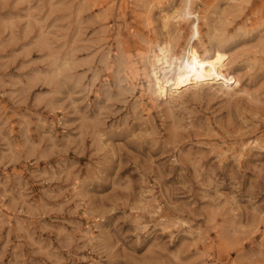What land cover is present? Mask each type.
<instances>
[{
	"label": "rangeland",
	"instance_id": "obj_1",
	"mask_svg": "<svg viewBox=\"0 0 264 264\" xmlns=\"http://www.w3.org/2000/svg\"><path fill=\"white\" fill-rule=\"evenodd\" d=\"M169 2L184 0H0V264H91L108 233L203 264L222 255L204 238L229 216L247 227L240 193L264 165V0H193L240 86L165 102L142 53L185 45L190 21L163 24ZM97 156L106 178L131 182L115 211Z\"/></svg>",
	"mask_w": 264,
	"mask_h": 264
},
{
	"label": "clouds",
	"instance_id": "obj_2",
	"mask_svg": "<svg viewBox=\"0 0 264 264\" xmlns=\"http://www.w3.org/2000/svg\"><path fill=\"white\" fill-rule=\"evenodd\" d=\"M102 159L97 156L89 164V170L96 179L103 183L111 182L113 184L111 192L106 195L113 197L111 210L115 211L117 206L122 203L120 197L131 193V182L116 183L106 178ZM108 163H112V161H108ZM240 195L248 200L246 205H240L237 208L241 215L245 211L247 212L249 218L247 227L241 229L238 223L229 216L225 221L224 229L217 232L216 238H204L206 246L214 244L216 239L220 240L219 247L222 255L210 261H204L203 264H264V165L260 167L259 174L254 176L247 192L240 193ZM236 203V198L233 197L234 207ZM141 230L138 228L137 232ZM137 238L139 239V237ZM245 239L250 241L252 247H244ZM90 242L94 243V251H97L99 255V259L92 261L91 264H190L182 259L178 252L165 255L162 250L149 248L141 254L137 251L136 241H133L131 237L125 239L117 233H108L105 237L98 240L93 238V241ZM67 264H79V262L69 259Z\"/></svg>",
	"mask_w": 264,
	"mask_h": 264
},
{
	"label": "snow or ice",
	"instance_id": "obj_3",
	"mask_svg": "<svg viewBox=\"0 0 264 264\" xmlns=\"http://www.w3.org/2000/svg\"><path fill=\"white\" fill-rule=\"evenodd\" d=\"M174 8L176 9L175 12L172 11ZM160 9L161 11L167 9L164 21L166 27L170 20L174 19L179 24L181 21H190L194 15L192 0H185L180 8H176V5L171 2L162 3ZM195 29L193 36L190 37L189 42L184 45L182 50L175 49L171 40L164 42L163 46L160 42L150 46L145 64L151 62L152 67L150 71L146 67L145 73L150 82L152 77L156 78L155 87L159 90L157 94L166 95L168 89L175 90L186 83L189 87L193 84L199 87L211 81H223L224 86L229 90L232 89L233 85L240 86V80L234 74L229 75L224 72L227 65L226 55L220 51L214 52V58L212 54L201 55L200 50L194 46V41L200 36L198 24ZM256 62H264V53L258 52ZM248 70L249 72L253 71L251 64ZM165 230L167 231L168 228Z\"/></svg>",
	"mask_w": 264,
	"mask_h": 264
},
{
	"label": "bare ground",
	"instance_id": "obj_4",
	"mask_svg": "<svg viewBox=\"0 0 264 264\" xmlns=\"http://www.w3.org/2000/svg\"><path fill=\"white\" fill-rule=\"evenodd\" d=\"M250 0H239V4L238 5H242L243 3H248ZM185 3V0H184V2H183V4ZM192 3H193V0H192ZM176 10V9H175ZM175 10H173V12H175ZM194 10V9H193ZM165 12H167V11H165ZM165 12L162 14V20H163V24L165 25V23H164V21H165ZM197 17H198V20H197ZM187 21H189V20H185V21H181V22H187ZM180 22V23H181ZM175 23L177 24V25H179L177 22H176V20H175ZM198 24V28H199V33H200V36H199V38L198 39H196L195 41H194V46L196 47V48H198L199 50H200V52H201V55H204V54H212L213 55V58H214V52L215 51H220L222 54H224V55H226L227 56V65H226V67L224 68V72L225 73H227L228 74V61H229V57H228V52H226L225 50H224V48L222 47V45H220L219 43H211L209 46H207L203 41H202V39H201V23H200V17H199V15L197 14V12H195L194 11V15H193V17H192V19L190 20V28H189V32H188V37H187V39H186V43L185 44H187L188 42H189V39H190V37H192L193 36V34H194V32H195V26ZM169 40H166V41H164V42H168ZM164 42H162L161 43V46H163V43ZM151 42H147V49H145L144 51H143V57H144V60H147L148 59V52H149V49H150V46H151V44H150ZM155 45V44H154ZM184 47V46H183ZM183 47L181 48V50L183 49ZM157 51H159V49H157ZM147 66H149V71H150V69H151V67H152V65H151V62H148L147 63ZM155 77H152V82H150V84H149V86H151V89H150V91L155 95V98L156 99H160V100H162V99H164V101L166 102L167 100H169V99H171V98H173L174 96H179L180 95V92H181V90H182V88H184V87H189L188 86V84L186 83V84H184V85H182L180 88H177V89H175V90H173V89H168L167 90V93H166V95L165 94H157L158 92H159V90L158 89H156V87H155ZM214 83H216L219 87H222V86H224V83H223V81H220V82H216V81H211V82H209V83H207V85H209V87H212L213 86V84ZM203 85H206V84H203ZM203 85H200V86H203ZM199 86V87H200ZM189 88H193V89H197L198 87L197 86H195V84H193V86H191V87H189Z\"/></svg>",
	"mask_w": 264,
	"mask_h": 264
}]
</instances>
